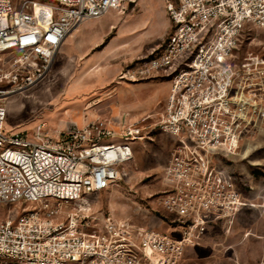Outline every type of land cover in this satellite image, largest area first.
Returning a JSON list of instances; mask_svg holds the SVG:
<instances>
[{
    "label": "built area",
    "instance_id": "2783aa9c",
    "mask_svg": "<svg viewBox=\"0 0 264 264\" xmlns=\"http://www.w3.org/2000/svg\"><path fill=\"white\" fill-rule=\"evenodd\" d=\"M130 1L0 0V264H182L209 224H230L244 205L222 162L246 156L242 144L264 123V54L234 56L247 24L264 27V0H165L171 38L119 75L139 80L180 64L153 124L178 137L161 199L177 234L93 209L90 194L123 179L131 142L151 137L141 120L119 130L101 119L60 130L40 120L33 134L5 127L9 96L48 72L65 36Z\"/></svg>",
    "mask_w": 264,
    "mask_h": 264
},
{
    "label": "rangeland",
    "instance_id": "374dc122",
    "mask_svg": "<svg viewBox=\"0 0 264 264\" xmlns=\"http://www.w3.org/2000/svg\"><path fill=\"white\" fill-rule=\"evenodd\" d=\"M42 12L49 11L37 8L38 14ZM107 18L114 26L104 40L83 53H59L40 80L9 96L5 127L33 134L40 120L60 130L72 120L120 113L123 120H140L148 115L139 123L145 130L152 128V135L131 142L134 157L123 163V179L107 190L91 193L90 198L98 216L129 218L177 234L175 215L163 207L161 199L163 164L178 137L153 128V124L164 111L170 77L180 64L136 81L118 76L127 63L159 52L171 38L173 24L165 0H133L111 9ZM249 52L264 54V27L247 24L242 30L234 56L241 59ZM242 145L241 153L246 156L234 155L222 165L235 176L244 205L230 224H209L186 248L182 264H264V123ZM13 210L15 217L21 205Z\"/></svg>",
    "mask_w": 264,
    "mask_h": 264
},
{
    "label": "crops",
    "instance_id": "0c3cea01",
    "mask_svg": "<svg viewBox=\"0 0 264 264\" xmlns=\"http://www.w3.org/2000/svg\"><path fill=\"white\" fill-rule=\"evenodd\" d=\"M109 13H110V11H108L106 14H104L103 16H101L99 18H92V19L85 20V21L81 22L77 27L72 29L65 36L61 46L59 47V50L56 53V56L59 53H64L65 55L77 54L78 52L83 53L86 49H88L92 45H96L98 42L104 40V38H106L108 36L112 27L114 26L113 22L107 18V15ZM114 39H116L115 36H114V38L110 39L109 44L112 43L114 41ZM127 64H129V63H127ZM126 65H124L120 69L118 76L120 75L121 71L124 69V67ZM119 79L120 80H127V79H121L120 77H119ZM169 89H170V80H169V84H168L166 100H167ZM124 92H125V90L122 91V94H127L126 93L127 90L125 93ZM145 115L146 114L142 115L141 117H139V119L142 120V117L143 118L146 117ZM131 116L132 115H130V117ZM122 117L123 116L120 113V114L112 115L111 117L87 118L86 120H82L80 122L77 120H72V121L68 122L67 126L70 124H77L78 126H85V125H87V124H89V123H91L97 119H101V120H107L108 123L113 128H115V130H119L125 124L138 120V119L130 120V119H128V117H126L123 120ZM166 163H164L163 166H165Z\"/></svg>",
    "mask_w": 264,
    "mask_h": 264
},
{
    "label": "bare ground",
    "instance_id": "6f19581e",
    "mask_svg": "<svg viewBox=\"0 0 264 264\" xmlns=\"http://www.w3.org/2000/svg\"><path fill=\"white\" fill-rule=\"evenodd\" d=\"M39 7H41L40 5H37V7H36V12H37V8H39ZM42 9H46V10H48L49 11V9H48V7H43ZM38 14V13H37Z\"/></svg>",
    "mask_w": 264,
    "mask_h": 264
}]
</instances>
